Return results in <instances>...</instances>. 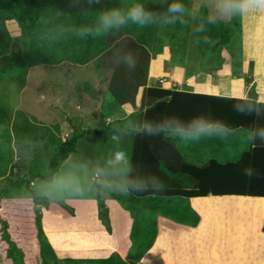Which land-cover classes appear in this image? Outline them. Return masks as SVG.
I'll use <instances>...</instances> for the list:
<instances>
[{"label": "trees", "instance_id": "16d2710c", "mask_svg": "<svg viewBox=\"0 0 264 264\" xmlns=\"http://www.w3.org/2000/svg\"><path fill=\"white\" fill-rule=\"evenodd\" d=\"M230 1L232 4L240 2ZM101 2L88 9H127L134 3H142L148 9L162 7L161 0ZM183 2L192 7L193 0ZM206 13L208 8L204 4L195 15L184 16L182 21L173 24L144 27L128 24L102 35H78L94 23V13L85 15L82 10L77 13L68 6L58 9L56 0H0V45L11 38L8 21H15L20 26L16 44L0 65V84L6 79L20 80L37 65L70 63L86 66L95 62L98 69L109 72L107 93L119 104L132 106L125 118L110 121L102 118L98 127L93 129L73 125L72 133L63 136L59 125L50 127L28 118L22 124L10 125V107L5 100H0V202L2 199L33 201L39 264H140L157 241L160 216L190 227L199 225L201 216L192 207V198L209 195L264 197V141L250 139L252 130L264 129V103L257 101L254 85L249 89V96L241 98L195 91L186 82L171 88L164 87L159 79L148 84L153 47L164 45L165 36L172 43L177 37L185 43L193 40L195 48L211 45L215 46L213 51L218 46L231 48L232 23L240 27L239 15L236 22L234 17L231 22L220 19L211 23L207 21ZM134 34H151L153 41L116 44L122 36ZM118 52L133 54L136 59L134 70L116 63ZM85 88L89 90L90 85ZM234 103L257 109L260 114L257 115L256 111L237 112ZM168 116L185 121L204 116L219 121L224 128L222 135L202 136L189 142H181L166 134L147 135L131 131L133 125L146 120L159 121ZM89 134L101 136L104 140L124 136L127 151L125 148L122 152L129 159L128 178L152 174L164 183L163 189L155 194L151 191L110 192V196L121 203L132 218L131 247L125 256L113 251L106 257H60L44 229L40 208L47 207L50 199L36 191L33 183L37 180L53 183L63 163L78 151L80 141ZM14 141L34 155L30 170L25 174L7 173L15 160ZM44 153L48 155L47 159L43 157ZM246 166L253 168L256 174L246 176L243 171ZM98 204L100 220L111 233L105 203L98 198ZM63 207L73 211L67 203H63ZM8 227V222L3 221L2 240L7 243V258L11 264H25V253L12 239ZM261 230L264 233V220Z\"/></svg>", "mask_w": 264, "mask_h": 264}, {"label": "rangeland", "instance_id": "374dc122", "mask_svg": "<svg viewBox=\"0 0 264 264\" xmlns=\"http://www.w3.org/2000/svg\"><path fill=\"white\" fill-rule=\"evenodd\" d=\"M227 1L193 0L190 9L192 15H195L205 4L210 18L215 4L220 3L222 7L228 4ZM56 2L58 9L68 6L77 13L84 7L102 3L101 0L92 4L88 0ZM241 3L240 0L239 7L244 10ZM236 5L231 3V9ZM225 9L228 10L227 13L231 10L227 6ZM238 15H232L236 18L235 22ZM7 27L11 38L6 44L0 45V65L10 55L20 35L17 22L8 21ZM164 40L166 47L158 48L157 53H153L149 71L152 73L153 69L161 73L159 80L164 87L175 83L184 84L193 71V77L199 84L213 81L218 84L220 91L229 90L232 85L235 86V91L242 89L248 86L247 78L253 77L255 60L245 59L242 52L245 37L241 27L235 26V23H232L229 49L218 46L213 51L214 45L195 48L193 40L185 43L181 39L179 41L178 37L174 39V44L167 36ZM178 66L181 72L175 76ZM164 69L167 71L165 74ZM108 79V70L98 69L95 62L86 66L70 63L37 65L20 80L6 79L2 82L0 100H5L10 107V125L22 124L28 118L50 127L59 125L60 133L68 136L73 131V125L93 129L98 127L102 118L108 121L125 118L132 111L131 106L119 104L107 93ZM86 85H90L89 90H86ZM125 141L124 136L107 137L104 140L101 136L86 135L80 141L78 151L63 163L53 183L40 180L33 183L36 191L47 193L50 199L48 206L40 209L48 239L60 257H106L113 251L125 256L130 250V212L113 199L110 193L105 194L103 187L109 182L122 185L128 179L127 155L126 161L122 163L112 159L116 152H122L125 148L127 151ZM14 149L15 160L7 173L13 171L15 174H25L30 170L34 155L22 148L17 141H14ZM43 157L47 159L48 155L44 153ZM80 165H84V168L81 169ZM61 185L78 186L86 194H69ZM237 197L239 196L221 198L228 202L226 199ZM240 197L243 200L236 203L232 201L214 205L217 209L211 212L205 209L206 204L219 197L209 195L192 198L191 205L201 216L197 227L179 224L160 216L157 241L140 264H212L213 261L214 264H235L240 254H247L244 264H260L264 259V233L259 227L264 220V197ZM98 198L104 201L107 208L111 233L100 220ZM63 203H67L73 211L63 207ZM0 205V264L12 263L7 258V243L2 240L3 221L8 222L12 239L23 249L25 264H39L33 201L2 199ZM228 206V209L223 210ZM233 207L238 210H232Z\"/></svg>", "mask_w": 264, "mask_h": 264}, {"label": "clouds", "instance_id": "9594fccd", "mask_svg": "<svg viewBox=\"0 0 264 264\" xmlns=\"http://www.w3.org/2000/svg\"><path fill=\"white\" fill-rule=\"evenodd\" d=\"M94 2L96 0H88L89 4ZM161 6L159 10L148 9L142 3H134L127 9L110 7L103 10H91L85 8L82 10L85 15L94 13V23L77 34L84 35L90 33L102 35L111 30L120 29L128 24L139 27L147 25L164 26L173 24L178 20L182 21L184 16L193 14L192 10L185 5L183 0H161ZM252 7L260 12H264V0H255ZM242 11L243 9L237 3L229 13H224L223 11L218 12L216 14L217 19H208V14L206 13V19L208 22L214 23L220 19H225L228 15L242 14ZM116 63L123 64L129 70H134L136 67V59L131 52H118ZM233 108L237 112L256 111L257 115L260 114L259 110L248 107L247 105L242 106L239 103H234ZM223 128L224 125L219 121H213L204 116H195L187 121L176 116H168L159 121L146 120L133 125L131 126V131L141 132L147 135L166 134L178 138L181 142H189L198 140L202 136L222 135ZM252 138L264 141V129L252 130L250 139ZM112 159L117 163L126 161L123 152H116ZM79 167L82 169L84 165H80ZM243 171L248 177L256 174L253 168L247 166ZM61 187L72 195L82 196L86 194L84 189L75 185H61ZM103 187L105 188V194L112 191L122 193H143L151 191L155 194L163 189L164 183L158 176L149 174L145 176H130L122 185L109 182L103 185ZM44 194L47 195V193Z\"/></svg>", "mask_w": 264, "mask_h": 264}, {"label": "crops", "instance_id": "0c3cea01", "mask_svg": "<svg viewBox=\"0 0 264 264\" xmlns=\"http://www.w3.org/2000/svg\"><path fill=\"white\" fill-rule=\"evenodd\" d=\"M227 2L228 4L222 7L220 6V3L215 4L216 6L213 7V10L211 12L212 16L210 17V19L217 18L216 14L220 11L227 13L226 11L228 10L225 9V6H227L228 9H231V6H230L231 1L228 0ZM241 2L243 3L244 10L242 14H239L240 24H241L240 27L245 37L242 52L245 55V59L248 58L249 60L250 59L255 60V66L253 68V77L252 79L251 77H249L250 81L247 83L248 86H244L242 89H237L235 91V86L232 85L231 89L220 91L218 89V84L214 83L213 81H207L206 83H204V85L199 84L200 82H198L197 79L193 77V74L195 73L190 74L191 77L193 78L192 80H190L191 77H189V79L186 80L187 81L186 83L187 85L193 87L195 91L204 92V93L212 94V95H229L232 97H241V98H247L249 96L250 87L254 85L256 87L257 101L264 103V12H260L252 7V4L255 2V0H241ZM222 20L226 22H231L234 20V16L228 15L225 19H222ZM152 41H153V36L151 34H134V35L122 36L117 41L116 44L117 45L143 44V43H151ZM164 47H166L165 43L163 46L162 45L154 46L152 53H151V60L153 57V53L156 54L158 48H164ZM180 70H181L180 66H178L175 70V76L179 75V73L181 72ZM163 73L164 74L167 73L166 69L163 70ZM160 74H161L160 72H157L156 70L152 69V73L149 72L148 84L151 85L152 83L157 81V79H159V77L161 76ZM168 74H170V71L168 72ZM178 84L176 83L170 84L169 86H166V88H171ZM127 105L131 106L130 104H127ZM212 200L213 201L206 204L205 206V209L208 212L214 211L215 208L217 209V207L214 205H219L222 203L227 204L228 202H232V201L236 203L237 201L243 200V199L242 197L239 196L237 197V199H232V200L226 199L228 200V202L225 201L221 197L212 199ZM230 204H234V203H230ZM223 206H227V205H223ZM229 207L230 206H228L227 208H224L223 210L228 209ZM232 210H238V209L233 207ZM261 226L262 224L260 223L259 227ZM246 255L247 254H240V257L235 261V264H242V263L244 264L245 263L244 257ZM240 259L243 262H241ZM214 262L215 261H213L212 264H214ZM263 262H264V259L260 262V264H263Z\"/></svg>", "mask_w": 264, "mask_h": 264}]
</instances>
